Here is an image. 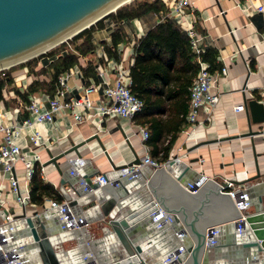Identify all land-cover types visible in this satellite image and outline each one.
Instances as JSON below:
<instances>
[{"label": "built area", "instance_id": "obj_1", "mask_svg": "<svg viewBox=\"0 0 264 264\" xmlns=\"http://www.w3.org/2000/svg\"><path fill=\"white\" fill-rule=\"evenodd\" d=\"M164 2L168 10L162 17L164 20L170 18L189 36L199 67L189 87L186 134L190 136L195 133L197 126H205L214 120V108L221 100V94L214 88L221 77L227 78L229 65L220 54L216 61H223V64L218 69H212L211 61L205 58L206 52L214 48L215 44L208 34L198 28L199 15L191 0ZM239 3L248 12L264 11V6L255 4L254 0H240ZM97 48L92 54H80L82 62L78 60L58 75L53 94L46 89L28 92L38 80L33 72L38 68L49 67L60 54H68L70 48L52 55H42L33 69L25 64L19 68L12 65L0 70L2 78L12 79V83L5 82L0 99V264H30L31 258L22 248L34 241L33 235L21 233L25 224L23 227L15 224L25 213L32 216L50 213L48 224L51 227L59 225V230L50 238L62 264L112 263L116 260L115 253L121 257L125 250L118 234L110 226L111 219L123 217L128 211L139 210L153 201L157 207L135 223L136 234L147 233L146 237L143 235L140 238L139 243L145 240L148 245H153L158 251L157 256H161L165 264H184L188 258L186 241L192 238L189 230L181 219H177L175 212L159 204L149 187V179L157 168L166 165L167 160L160 162L150 153V147L146 144L150 135L147 125H136L144 147V152L136 157L139 162H134L135 158L130 162L125 161L115 169L119 172L113 178H108L105 172H95L88 180L85 177L87 164L94 155L87 157L82 154L79 149L81 145L73 147L76 142L60 149V139L68 137L72 128L56 132L59 126L56 115L66 113L72 116L73 125L90 120L96 125L98 133L104 130V122L115 117L134 123L138 112L144 107V99L132 89L134 55L120 57L122 43L117 48L118 58L110 56L104 44ZM46 57L48 61L44 60ZM83 64L87 67L93 64L94 75H86ZM25 92H28L26 97L22 95ZM92 92L97 93L96 98L92 97ZM243 108V104L235 106V110ZM200 111L206 112L205 119H200ZM42 125H45L44 129ZM21 139L26 140V144H22ZM125 139L130 140V136L126 135ZM109 149V146H105L101 153L112 160ZM61 158H64V168ZM48 164L58 170L55 173L58 177L56 182L51 179ZM38 167L42 179L52 183L60 196L47 197V203L40 205L31 200V181ZM65 168L74 180L63 184L60 179L63 173L66 174ZM207 177L204 175V182ZM224 178L223 182H219L221 190L231 194L242 213L237 225L241 232L247 217L246 211L250 209L249 185L244 180L237 182L230 177ZM120 181H125L128 191L104 215L102 203L106 193L121 186ZM186 188L192 192L199 189L195 188L194 182H190ZM73 200L77 202L72 204ZM207 229V236L210 229L213 235L219 232L216 226ZM210 242L217 243L216 237H212ZM65 256L67 260L62 258ZM246 264H264V261Z\"/></svg>", "mask_w": 264, "mask_h": 264}, {"label": "crops", "instance_id": "obj_2", "mask_svg": "<svg viewBox=\"0 0 264 264\" xmlns=\"http://www.w3.org/2000/svg\"><path fill=\"white\" fill-rule=\"evenodd\" d=\"M191 1L199 15L198 28L212 38L215 44L212 50L216 57L220 54L223 55V61L229 65L227 78L221 77L219 84L214 88V91L221 94V100L214 108V120L205 126H197L192 135L186 134L187 121H182V119L189 109L188 79L194 78L196 73L191 68L180 71V60H177L166 73L163 70L164 62L154 58L152 62L157 63V66L161 65L154 70L160 76H157L156 81L151 84V111L136 117L134 123L125 118L115 117L104 122V130L96 133L97 127L90 120L73 125L72 116L66 113L56 115L59 124L56 132L61 133L65 129L72 128L68 137L60 139V149L93 137L88 143L79 147L85 156L94 155L92 161L87 164L88 172H112L116 176L119 171L113 169L115 165L120 166L125 161L130 162L142 154L144 152L143 141L141 134L136 130V125L139 123L147 125L150 130L146 144L150 147L152 156L160 162H165L175 154L186 161L192 157L200 158L192 163L194 174L185 178L183 182L185 187L190 182H198L202 174L214 178L218 182H223L224 177H230L240 182L245 179L246 174L249 176L256 174L255 152L252 148L251 138L243 135L249 130L247 112L245 108L235 110V106L244 105L246 95L264 101V11L252 10L248 12L240 5V0ZM254 2L264 6V0H254ZM167 10L166 7L165 12ZM162 14L151 9L140 16H135V18L116 20L111 16L105 17L103 27L94 31V51L98 49L99 45L102 46L105 43L112 46V33L121 26L126 36L122 42L123 50L120 52V57L136 56L137 43L153 27L164 21ZM77 54L79 62H82L78 51ZM88 54H92V52ZM223 61L217 63L221 65ZM191 62L197 64L194 56ZM83 68L86 73L88 67L84 65ZM35 76L39 81H50L45 72H37ZM92 97L96 98L97 93L92 92ZM161 103L166 105V110L162 112L158 111L156 107ZM200 112V119H205L206 112ZM253 127L254 129L263 128L264 123L253 124ZM41 128L44 129L45 125H42ZM126 135L130 136V140L125 139ZM254 141L256 150L260 152L257 156L260 170L264 173V134H256ZM196 142H202V144L189 150V147ZM21 143L26 144V140L21 139ZM105 146L110 148L114 165L106 154L101 153ZM64 165V158H61L63 168ZM65 172L66 174H62V178H65L66 182H72L74 177L68 175L66 168ZM53 174L57 180L58 177L55 173H51V179ZM247 184L249 183L247 182ZM256 200L257 197L253 198V201ZM233 234L231 228H226L220 241L223 243L232 241ZM219 250L214 251L213 254L221 256L224 253H229L226 245L222 247V250ZM153 252L157 253L158 251L155 248ZM155 258H158L157 254ZM242 259L243 257L240 256L238 259L232 256L234 263L246 264L248 262L246 260V262H241ZM30 264L37 263L30 261Z\"/></svg>", "mask_w": 264, "mask_h": 264}, {"label": "water", "instance_id": "obj_3", "mask_svg": "<svg viewBox=\"0 0 264 264\" xmlns=\"http://www.w3.org/2000/svg\"><path fill=\"white\" fill-rule=\"evenodd\" d=\"M131 1L0 0V70L51 51L53 47L68 41L69 38ZM244 108L247 112L249 130L243 135L251 138L257 172L253 176L247 175L244 179L249 183L247 191L250 194V209L246 211L247 217L243 221L241 232L237 225L242 213L231 194L222 191L221 184L216 179L207 177L204 182L202 174L200 180L194 182L195 188H199L195 192L189 191L184 186L185 178L194 174L192 163L198 161L199 157H192L186 161L175 154L167 160L166 165L157 168L149 179V187L159 204L164 209L175 212L177 219H181L191 234L192 238L186 241L189 254L184 264H221L222 262L240 264L234 263L232 256L237 259L239 256L243 257L241 262L248 261L247 263L264 261V173L260 170L257 158L260 152L256 150L254 141L256 134H264V127L255 129L253 127V124L264 123V101L246 95ZM91 138L93 137L73 147L77 148ZM201 144L202 142H196L189 147V150ZM111 161L113 164V160ZM134 162H139V158H135ZM116 168L117 165L113 169ZM105 173L108 178L114 177L112 172ZM91 174L87 172L85 177L90 180ZM60 182L67 183L65 178H61ZM120 183L121 186L107 191L106 199L102 203L104 215H107L118 203L119 198L127 193L125 181ZM93 184L97 185V183ZM255 197L257 200L253 201ZM76 202L73 200L71 203ZM156 207V202L153 201L139 210L128 211L123 217L111 219L110 226L118 234L125 253L121 257L115 253L116 260L108 264H165L161 256L149 261L143 257V247L139 242L147 233L145 231L138 235L134 228L141 217ZM49 215L50 213H41L40 216H32L25 213L22 219L15 221V224L20 227L25 224L21 233L33 235L34 241L22 248L32 262L62 264L50 238L59 230V225L51 227L47 222ZM213 226L218 228V234L213 235L210 229L207 236V228ZM226 228H231L234 234L232 241L223 243L220 240ZM212 237H216L217 243L210 242ZM225 245L228 247V254L224 253L221 256L213 254L216 250H222Z\"/></svg>", "mask_w": 264, "mask_h": 264}, {"label": "trees", "instance_id": "obj_4", "mask_svg": "<svg viewBox=\"0 0 264 264\" xmlns=\"http://www.w3.org/2000/svg\"><path fill=\"white\" fill-rule=\"evenodd\" d=\"M151 9L159 13H166V4L164 0H132L129 2V4L126 3L118 7L116 11L109 13V15L105 17L111 16L116 20L135 18V16H140ZM105 17L85 28V30H83L81 33L68 39V45H74V50L71 49L68 54H60L57 58H55L49 65V68L53 70L50 81L36 80L29 88L28 92L46 89L51 94H53L56 88V80L58 75L61 72L68 70L70 66L77 63V51L83 55L94 51V31L103 27ZM186 35L187 34H184L183 31L178 28L170 18H168L153 27L152 30L143 36L139 43H137L136 56H134V65L131 67V79L133 80L132 89L136 95L144 99V107L140 112H138L137 118L142 113L151 111V84L156 81L155 78L157 76H160V74L154 70L158 69L159 65H161L158 64L157 66V63L152 62L154 58L164 62L163 70L166 73L172 67V65H175L177 60H180V71H186L187 69L191 68L193 72L197 73L199 67L198 64L191 62L194 55L189 43L190 38L188 35V37ZM125 36V31L121 26L112 33V46H109L106 43L104 44L110 56L115 58L119 57L117 48L119 43L123 42ZM55 53L58 52L52 50L48 54L52 55ZM205 58L208 59V61H211L212 69H218L222 65L217 63L219 61H216L217 57L212 48L206 52ZM85 74L88 76L94 75L93 64H89ZM188 80L190 87L194 78H189ZM5 82L12 83V79H7L6 77L2 78L0 76V99L2 98V90ZM157 91L160 92L159 89H157ZM28 92L22 93V95L26 97ZM156 107L157 110L161 112L166 110V105H163V103L158 104ZM186 114L184 115L182 121H186ZM31 183V200H33L34 203L40 205L42 203H47V200H45L47 197L56 195L59 196L55 186L52 183L45 182L42 179L39 167L33 175Z\"/></svg>", "mask_w": 264, "mask_h": 264}, {"label": "rangeland", "instance_id": "obj_5", "mask_svg": "<svg viewBox=\"0 0 264 264\" xmlns=\"http://www.w3.org/2000/svg\"><path fill=\"white\" fill-rule=\"evenodd\" d=\"M128 4H129V3H128ZM69 39H70V38H69ZM80 41H81V40H80ZM68 42H69V41H68ZM68 42L65 41L64 43H61V44H59V45L53 47L52 50H54L55 52H60L61 50H64V49H66V48H70V49H73V50H74V48H73L74 45H72V44H69V45H68ZM52 50H51V51H52ZM51 51H49V52H51ZM49 52L44 53V54H40V55L36 56L35 58L30 59L29 61L27 60V61H24V62H19V64L15 65V67H16V68H19V66H23V65H25V64H28V66H30V68L33 69L34 66H36V64H37V61L40 60V58L42 57V55H46V54H48ZM49 67H50V66H49ZM49 67H47V68H43V67H42V68H38V69H36L33 73L36 74L37 72H45V73L47 74V76H48L49 78H51V76H52V74H53V70L50 69ZM13 87L15 88V86H13ZM48 169H49L50 174H51V173H58V170H55L50 164H48ZM53 176H54V174L52 175V180L56 181V180H55V177H53Z\"/></svg>", "mask_w": 264, "mask_h": 264}, {"label": "bare ground", "instance_id": "obj_6", "mask_svg": "<svg viewBox=\"0 0 264 264\" xmlns=\"http://www.w3.org/2000/svg\"><path fill=\"white\" fill-rule=\"evenodd\" d=\"M49 58H45V61H48ZM141 246L143 247V257L149 261L155 259L156 253L153 252L155 247L153 245H148V243L145 240H141ZM69 254V253H67ZM63 259L67 260V257H62Z\"/></svg>", "mask_w": 264, "mask_h": 264}]
</instances>
